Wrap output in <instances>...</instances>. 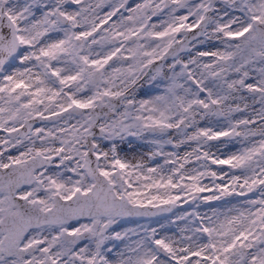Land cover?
Instances as JSON below:
<instances>
[{"label": "snow or ice", "instance_id": "1", "mask_svg": "<svg viewBox=\"0 0 264 264\" xmlns=\"http://www.w3.org/2000/svg\"><path fill=\"white\" fill-rule=\"evenodd\" d=\"M0 264H264V0H0Z\"/></svg>", "mask_w": 264, "mask_h": 264}, {"label": "flooded vegetation", "instance_id": "2", "mask_svg": "<svg viewBox=\"0 0 264 264\" xmlns=\"http://www.w3.org/2000/svg\"><path fill=\"white\" fill-rule=\"evenodd\" d=\"M0 135H2V133H0Z\"/></svg>", "mask_w": 264, "mask_h": 264}]
</instances>
